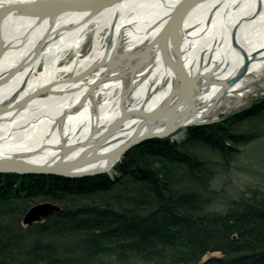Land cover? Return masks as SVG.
<instances>
[{"label": "bare ground", "instance_id": "obj_1", "mask_svg": "<svg viewBox=\"0 0 264 264\" xmlns=\"http://www.w3.org/2000/svg\"><path fill=\"white\" fill-rule=\"evenodd\" d=\"M33 1L0 0L3 163L82 165L86 147L101 158L134 134L195 121L243 67L221 97L240 96L245 77L264 67V0H115L97 11L51 6L46 16L9 10ZM89 31L92 45L80 54ZM109 124L111 134L95 143ZM60 144L74 145L70 156Z\"/></svg>", "mask_w": 264, "mask_h": 264}, {"label": "trees", "instance_id": "obj_2", "mask_svg": "<svg viewBox=\"0 0 264 264\" xmlns=\"http://www.w3.org/2000/svg\"><path fill=\"white\" fill-rule=\"evenodd\" d=\"M262 105L189 126L179 142L132 146L111 178L0 174V264H264V190L210 209L212 179L254 136L240 127L264 116ZM41 202L56 208L24 225ZM214 251L221 255L201 260Z\"/></svg>", "mask_w": 264, "mask_h": 264}, {"label": "rangeland", "instance_id": "obj_3", "mask_svg": "<svg viewBox=\"0 0 264 264\" xmlns=\"http://www.w3.org/2000/svg\"><path fill=\"white\" fill-rule=\"evenodd\" d=\"M91 32L89 31V37L87 43L81 48L80 54L88 52L91 42ZM71 55L67 56L64 61L59 62L63 65L70 59ZM92 68V66L90 67ZM94 68V67H93ZM40 69V68H39ZM64 79L69 75L63 74ZM249 82L247 86L242 88L241 95H225L216 102L214 108L201 118V123L193 125H205L214 123L227 117L236 116L242 114L248 109L263 103L259 111L264 110V98H260L264 95V67L258 73H251L245 77ZM257 114V113H254ZM254 115L247 116L245 123L240 127L241 131H250L254 133V136L245 144H239L236 146L237 155L234 160L229 164L226 170L219 168V172L212 179L211 187L218 192V196L212 201L210 209L213 211H224L228 201L239 197L240 193L247 189L257 187L264 190V116L256 117ZM192 126V125H189ZM189 126L179 127L171 135V141L181 140L185 138V128ZM167 137V136H164ZM3 174V173H1ZM115 170L112 172L113 177ZM56 176V175H53ZM59 177V176H57ZM64 178V177H59ZM67 179V178H64ZM41 203H36L31 206L23 215L22 223L29 225L33 222L41 220L45 215L39 219H33L30 223H25L23 218L25 214L34 206ZM51 204V203H50ZM53 205V204H51ZM55 209V205H53ZM218 251L209 252L205 254L201 260H206L209 257L220 256Z\"/></svg>", "mask_w": 264, "mask_h": 264}, {"label": "water", "instance_id": "obj_4", "mask_svg": "<svg viewBox=\"0 0 264 264\" xmlns=\"http://www.w3.org/2000/svg\"><path fill=\"white\" fill-rule=\"evenodd\" d=\"M113 1H115V0H47V1H43V2L41 0H38V1L35 0V2L33 1V3H28V4L17 3V5H11L12 7H10L9 10L20 9V11H24L29 15L33 14V15L39 16L40 13H42V14H45V16H46L47 13H49L51 11L48 12V11H43V10H45V8L48 9L51 6H52L53 10H55L57 5H59V6L61 5V7L66 6V5H71V6H69L70 8L76 7V5H77L78 7H80L81 10L90 9V10L97 11L103 7L110 5L111 3H113ZM53 5H55V7H53ZM92 12H94V11H92ZM54 14H57V13H54ZM245 68H246V66L243 67V70L239 74L231 77L229 80L226 81V83H225L226 87H223L222 89H220L217 92L216 96L214 97V102L212 103L213 107L216 104V102L219 100V98H221V96L223 94H225V92L228 89V86L233 85L238 80V78L244 72ZM187 79H191V78L187 77ZM42 91L45 92L47 90L45 88L37 89L36 91L33 92V95L37 94V93H41ZM189 92L190 91H188L187 99L191 103L192 96ZM260 98H264V95H262ZM212 106L208 107V109L206 110V113L202 114L201 115L202 117L200 116V118L196 119L195 121H192L191 119H189V120H191L189 122V120H187L188 119L187 117L178 118L177 120L175 119L173 122H171L169 125L164 126V128L162 130L153 131V132L147 131V132L139 134V135L134 134L133 136L130 137L131 138L130 140H127L125 143L121 144L120 146L105 152V155L101 158L94 157L95 155L93 156L94 152H92L91 147L90 146L86 147L79 154L87 155V152H90L91 156L88 157L89 162H84V163H82V165H76L79 162L74 164L73 162H70V161L60 162L58 164V166L52 165L51 167H48L46 165L45 166H34V165L27 164V163H22V164L16 163L15 164V163L0 162V174L1 173H7V172H16V173H20V174L41 173V174L56 175L59 177H64V178L70 179V178H79L82 176L97 175L100 173H104L109 169H113L114 166L117 164V162H119L121 160L122 156L132 146H135V145H137V144H139L145 140L151 139V138H162L164 136L171 135L179 127H184V126H189V125L201 123V120H202L201 118H203L206 114H208L213 109ZM164 108L166 109V107H164ZM111 126H112V124H109L108 126L104 127L106 130L104 132L100 133V135L95 138V143H99L98 141L107 137L109 133L111 134V129H112ZM97 127H94V129L91 132V135L99 131L100 128L98 129ZM90 138L92 139V137H90ZM60 145H59L58 149L60 150L61 156H65V157L70 156L69 154L73 151L74 145H61V146ZM22 156L28 157V156H30V154H28V155L25 154ZM81 156H83V155H81ZM81 156L78 157L77 160H79L81 158ZM92 157H93V159H92ZM101 159L107 160L106 166L104 168L86 169V168H89V166H91V163H94V162L99 161ZM61 161H64V160H61ZM53 208H54V206L51 205L50 203L38 204V205L32 207L25 214L23 221L25 223H30L33 219H39L41 216L45 215L48 211H50Z\"/></svg>", "mask_w": 264, "mask_h": 264}]
</instances>
